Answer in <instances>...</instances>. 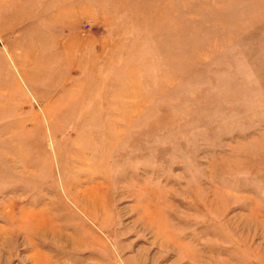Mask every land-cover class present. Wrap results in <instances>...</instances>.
<instances>
[{
  "label": "rangeland",
  "instance_id": "obj_1",
  "mask_svg": "<svg viewBox=\"0 0 264 264\" xmlns=\"http://www.w3.org/2000/svg\"><path fill=\"white\" fill-rule=\"evenodd\" d=\"M0 264H264V0H0Z\"/></svg>",
  "mask_w": 264,
  "mask_h": 264
}]
</instances>
